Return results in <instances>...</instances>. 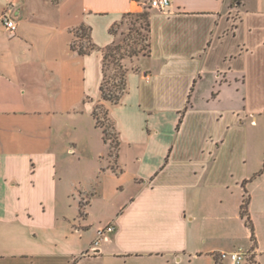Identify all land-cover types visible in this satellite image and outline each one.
<instances>
[{"label":"crops","instance_id":"1","mask_svg":"<svg viewBox=\"0 0 264 264\" xmlns=\"http://www.w3.org/2000/svg\"><path fill=\"white\" fill-rule=\"evenodd\" d=\"M144 9L149 53L124 61L114 103L101 90L111 28ZM82 25L87 54L72 46ZM262 116L264 0H0V264H169L238 246L264 264V148L246 126ZM110 169L125 176L118 201Z\"/></svg>","mask_w":264,"mask_h":264},{"label":"rangeland","instance_id":"2","mask_svg":"<svg viewBox=\"0 0 264 264\" xmlns=\"http://www.w3.org/2000/svg\"><path fill=\"white\" fill-rule=\"evenodd\" d=\"M148 0H146V8L148 7ZM147 9H144V11ZM142 11V12H144ZM139 13L127 14L124 19L117 23L114 27V31L117 34L116 43L113 45V49L111 54L107 57L104 65V83L106 90L113 89V91L118 92V84L122 78V72L129 70L124 65V61L128 59V57H135L136 55H140L142 53H149V26L146 24V21ZM77 37L74 39V44L76 46H80L83 44L85 47H91V39L88 38V29L86 31L82 29H78L75 31ZM86 32L85 35L82 36V33ZM80 34V35H79ZM134 51H138L139 54H134ZM117 89V90H116ZM260 102V101H259ZM258 103V102H257ZM97 114L100 120L99 126L104 130L107 128L108 132V141L112 144V156L115 157L116 149L114 145L117 140L116 131L113 127L112 122L106 115L104 108L99 106L97 109ZM94 117V116H93ZM95 118V117H94ZM250 122H246V126L249 127V139L250 144L254 148V155L261 152L262 148H264V117H259V124L250 127ZM263 160V158H262ZM107 162V163H106ZM103 160L102 168H106L108 165V161ZM89 169L92 167V164L87 166ZM110 174L108 175V179L106 181V185L108 190L106 193L108 195L111 194L112 198L116 201L121 198V189L119 188V179L125 178V176L119 175V173H114L110 169ZM85 174L87 176V180L89 174L87 173V169L85 170ZM98 176V177H97ZM121 176V177H119ZM95 180L99 182L100 185H104L103 179V171L99 175H94L91 182L93 183ZM120 194V195H119ZM97 217L103 216L102 212L98 209ZM249 248V247H246ZM88 253V252H87ZM169 264H216L214 254L204 255L202 258L197 259L196 257H192L191 259L184 258L181 262L171 261Z\"/></svg>","mask_w":264,"mask_h":264},{"label":"built area","instance_id":"3","mask_svg":"<svg viewBox=\"0 0 264 264\" xmlns=\"http://www.w3.org/2000/svg\"><path fill=\"white\" fill-rule=\"evenodd\" d=\"M148 5L151 8H155L161 11L168 10L172 6V0H148ZM1 20L4 22L6 28L11 32H15L17 29L16 19L9 13V11L3 12ZM77 37V36H76ZM149 79V76H146ZM2 155L0 153V159ZM116 226L114 223H109L103 227H100L97 231V237L94 241L91 250L88 253H98L99 245L103 240H108L112 232H114ZM255 251L252 248H246L245 246H238L233 250L226 251L221 250L214 253L215 259L218 264H249Z\"/></svg>","mask_w":264,"mask_h":264},{"label":"trees","instance_id":"4","mask_svg":"<svg viewBox=\"0 0 264 264\" xmlns=\"http://www.w3.org/2000/svg\"><path fill=\"white\" fill-rule=\"evenodd\" d=\"M140 14L142 15V17L146 21V24L149 26V30H150V21H149L150 13H149V11L145 10L144 12H142ZM114 27H115V25L111 28V32H113V33L115 32L114 31ZM78 29H82L84 31H86L88 29V31H89L88 32V34H89L88 38L91 39V28L90 27L82 25ZM78 29H77V33H78ZM85 34H86V32H83L82 36L85 35ZM148 45L150 46V42L148 43ZM72 46H73L74 49H77L79 51V53H81V54H87V53L91 52L95 48V45L92 42H91V47L90 48L85 47L83 44H81L80 46H76L73 43ZM112 49H113V46H110V47L107 48V51L105 52V55H104V65H105V61H106L107 57L111 54ZM134 52H135L134 54H139L138 51H134ZM117 88H118V92L113 91V89L106 90L105 83L103 82L102 87H101L103 98H105L107 100H111L114 103H117L121 99L122 95L127 90L126 71L122 72V78H121V81L118 84ZM98 107L99 106H97L96 109L94 110L93 115H94L95 119L97 120V123L100 124V120H99V117H98V114H97ZM104 134H105V139L107 140L109 138L108 137L107 128L104 129ZM115 146H117V143L115 144ZM249 200H250L249 196H247L244 199V202L242 204V215L244 217H246V222L252 228L251 219H250V216L248 215V211H247Z\"/></svg>","mask_w":264,"mask_h":264}]
</instances>
